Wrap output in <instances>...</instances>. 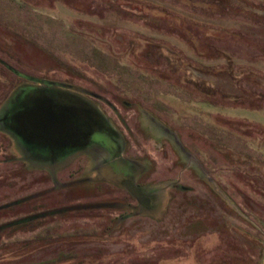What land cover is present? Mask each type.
Listing matches in <instances>:
<instances>
[{"label":"rangeland","instance_id":"obj_1","mask_svg":"<svg viewBox=\"0 0 264 264\" xmlns=\"http://www.w3.org/2000/svg\"><path fill=\"white\" fill-rule=\"evenodd\" d=\"M13 221L0 264H263L264 0H0Z\"/></svg>","mask_w":264,"mask_h":264},{"label":"flooded vegetation","instance_id":"obj_2","mask_svg":"<svg viewBox=\"0 0 264 264\" xmlns=\"http://www.w3.org/2000/svg\"><path fill=\"white\" fill-rule=\"evenodd\" d=\"M70 118L71 119H69V120L71 122H75V119H80V121L83 120V124H84V118H85V116L84 117H80V115H79V117L70 116ZM90 122L93 125H92V127L90 125L89 126H85V127H88V129H86V131L83 130V127H84L83 124L80 125V126H77L76 125V129H73L74 132H73V136L71 138V140L73 141V143H79L80 142L79 141L80 139H84L85 136H87L88 134H90V132L92 131V128L95 129V126H96L95 121L94 120L93 121L90 120ZM62 130L64 131V128ZM104 149H105V152L108 154V159L107 160H109V161H115V162L122 160L120 158L119 153H118V151H117L116 148L111 147L109 145L108 146L105 145ZM125 191H126V189H125ZM127 194H128V192H127Z\"/></svg>","mask_w":264,"mask_h":264},{"label":"water","instance_id":"obj_3","mask_svg":"<svg viewBox=\"0 0 264 264\" xmlns=\"http://www.w3.org/2000/svg\"><path fill=\"white\" fill-rule=\"evenodd\" d=\"M124 187L127 189V191L139 202L141 203H148L149 200L146 199L143 195V193L138 189L136 186H134L130 181H125L123 183ZM264 264V259H263Z\"/></svg>","mask_w":264,"mask_h":264},{"label":"trees","instance_id":"obj_4","mask_svg":"<svg viewBox=\"0 0 264 264\" xmlns=\"http://www.w3.org/2000/svg\"><path fill=\"white\" fill-rule=\"evenodd\" d=\"M207 94H208V93H207ZM15 224H16V221H13V222H11V223H9V224H6V225H2V226H0V236H2V234H3L7 229H9V228L15 226Z\"/></svg>","mask_w":264,"mask_h":264}]
</instances>
